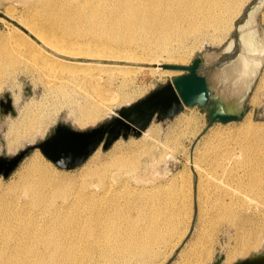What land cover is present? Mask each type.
I'll list each match as a JSON object with an SVG mask.
<instances>
[{"label":"bare ground","instance_id":"6f19581e","mask_svg":"<svg viewBox=\"0 0 264 264\" xmlns=\"http://www.w3.org/2000/svg\"><path fill=\"white\" fill-rule=\"evenodd\" d=\"M21 1L24 2L25 14L15 16L11 9V12L8 10L10 6L3 12L25 33L18 26H12L11 39L0 40V88L12 71H31L37 81L59 100L65 104L75 103V109L71 104L68 106V113H74L79 124L97 120L110 113L116 101L132 97L126 91H112L109 82L115 74L128 76L138 67L112 62L146 60L156 66L151 68V73L162 75L167 70L158 71L162 63L154 61L151 52H167L174 42L184 46L188 36L196 38L208 30L212 39L223 36L242 2ZM262 1L255 0L243 15H239L242 18L237 17L241 18L237 24V36L247 43L240 44L243 54L236 55L226 68L212 73L215 80L223 81L229 87L226 90L228 95L240 97L244 85L254 78L264 61V52L256 63L250 61L257 44L251 37L249 24ZM164 59L165 63L186 60L173 55ZM169 72L178 73L176 70ZM263 86L264 69L256 87L257 94ZM75 94L81 96L80 101L75 102ZM19 98V93L13 95V103L17 104ZM41 105L40 102L36 106L25 104L16 119L8 122L4 131L8 151L14 150L24 139L31 140L46 121L47 114ZM181 119L187 127L195 121L190 116L181 117L178 121ZM148 125L145 128L147 133L157 135V126ZM250 126L254 125L250 123ZM177 140L171 137V141ZM153 148L145 139H140L119 145L110 157L98 160L92 157L98 151L97 147L90 157L92 163L86 166L83 176L77 180L50 169L48 161L43 163L38 148L30 151V166L23 170L16 184L0 192V264H113L115 261L127 264L126 253L136 255L139 264L152 261L161 245L169 243L175 233L179 239L186 230H178L181 216L179 212L165 210L159 199L137 203V206L126 199L121 203L119 199L126 193L124 186L128 178L116 176L119 172H130L140 167L138 152L152 154ZM191 166L196 177L193 185L196 200L201 171L196 164ZM105 173L110 176L104 178ZM216 208L213 225H218V220L222 219L234 227L232 238L235 244L225 245L223 264L258 247L261 241L259 232L264 230V202L254 215L237 216L228 205L216 204ZM130 209L135 210V216L127 213ZM193 216L195 220L196 212ZM139 224L142 225L137 226ZM200 226L193 236L194 247L191 240L190 247L182 249L192 232L191 227L178 247L177 242L174 243V251L177 249L176 254L179 252L181 255V264H201L205 257H209L212 246L204 245L200 254L195 249L200 243L197 240L204 236V226Z\"/></svg>","mask_w":264,"mask_h":264},{"label":"rangeland","instance_id":"374dc122","mask_svg":"<svg viewBox=\"0 0 264 264\" xmlns=\"http://www.w3.org/2000/svg\"><path fill=\"white\" fill-rule=\"evenodd\" d=\"M249 2L250 0H242L237 15L231 19L230 26L223 36L212 39L209 34L210 31L208 30L196 38L188 36L184 41V46L177 45L174 42L169 51L162 52L161 50H154L150 55H153L155 58L154 61L157 60V62L161 63H165L166 59L164 58L167 55L181 56L186 60H183V62L179 60L174 63L189 64L196 52H202L206 48L219 51L220 48L230 41V32L234 29V22L237 17H240L239 15L243 13L244 7ZM263 3L256 12L254 22L257 31L256 37L260 42H264ZM24 7V2L21 0H0V40H10V36L13 34L12 26L17 27L19 25L3 12L9 8L8 10L10 11L11 9L12 14L19 16V14L26 13ZM112 63L138 67L127 74L128 76L123 77L120 74H115L109 82L112 91H126L132 97L127 100L116 101L110 113L104 114L97 120L85 124H79L75 119L74 113H68L70 108L68 106L71 104L74 107L73 109H75V103L65 104L62 100H59V97H55L46 86L37 81L35 73L20 70L12 71L0 88V99L3 98L4 92L10 94L12 100L13 95L17 93H19L20 98L17 104L13 103L16 109L15 116H11L9 112L0 114V154L10 155L25 147L27 144L38 142L46 137L52 131V127L60 121L67 122L77 129H86L95 126L108 119L110 114L113 113L114 108L143 97L149 91L170 81L174 75L180 73L178 71V73L171 74L169 72L170 69L161 67L158 71L167 70L164 74L151 73V68L156 66L153 63L146 62V60L145 62L122 61ZM263 69L264 61L254 78L252 88L245 100V104L249 106V110L246 113L248 116H243L241 120L228 123H212L199 135L205 128L208 119L206 117V110L194 105L183 107L173 117L162 121L153 120L149 125L157 126V135L153 136L151 133L150 135L145 130L139 136L130 135L125 139L118 137L107 149L103 150L98 147V151L94 155L93 153L96 150L80 165L71 169L57 167L46 159L39 150L38 152L43 157L44 164H46V161L49 162L50 169L58 173L67 174L73 180H77L83 176L82 173L86 166L92 163L90 160L91 155L94 158H98V160H103L110 157L117 146L127 145L133 141L135 143L140 139H145L153 145L154 151L152 154L139 151L138 160L141 166L135 167L130 172L125 171L119 172V175L117 174V178H128L126 182L127 186H124L126 193L119 200L121 203H124L126 199L128 203L135 202L136 205L137 203L141 204L153 199H159L165 210L170 209V211L179 212L178 215L181 216L182 223L178 230L182 232V230L184 231L186 229L179 239H177L178 235L175 233L169 243L161 245L158 249V254L148 264H164L173 254L176 244L177 247L181 244L189 232L190 227L192 228V232L188 239L185 240L182 249H188L191 240L193 246V236L197 230H200V225L204 226L202 228L204 236L197 240L200 243L196 245L195 249L197 251L199 250L198 253L200 254L203 252L201 249L204 245L212 246L209 257H205L201 264H211L216 257H221V261H223L225 254L224 248L235 244L232 238L234 227L229 226L222 219L218 220V225L217 223L213 225L214 220L212 218L217 213L216 204L228 205L229 209L237 216H246L254 215L264 202V86L260 88L258 94L256 93V87ZM74 96L75 102L81 100L80 95L75 94ZM251 99H255V101L253 102ZM37 102L42 103L41 108L47 114L46 121L42 123L31 140L24 139L14 150L8 151L4 140V131L8 122L16 119L19 111L25 104L28 103L36 106ZM188 116L195 118V121L190 123L188 127L187 125L185 126L183 119L178 121L179 118ZM250 123L254 126L248 127ZM171 137L177 138L178 140L171 141ZM193 142L194 144L192 145ZM31 152L20 161L18 166L6 178L0 176V192L6 191L9 186L16 184L23 170L30 166ZM40 162L42 163L41 160ZM192 163L196 164L201 171V178L197 183L196 200L193 191L196 177L191 171ZM109 176L110 174L107 173L104 178H108ZM159 190L161 194L158 193ZM195 212L196 218L193 220ZM127 213L135 216V210L130 209ZM140 225L142 224L137 226ZM262 225H264V220H262ZM259 236L261 241L256 249H251L247 254L235 257L227 264H231L239 258L264 249V230L259 232ZM178 253L169 264L182 263L181 255ZM125 257L129 259L127 264H139L136 262V255L126 253ZM113 264L124 263L115 261Z\"/></svg>","mask_w":264,"mask_h":264},{"label":"water","instance_id":"95a60500","mask_svg":"<svg viewBox=\"0 0 264 264\" xmlns=\"http://www.w3.org/2000/svg\"><path fill=\"white\" fill-rule=\"evenodd\" d=\"M254 1L250 0L243 13ZM241 18L234 22V29L230 34L231 43L228 42L219 51L206 48L202 52H196L189 64H160L161 68L180 73L143 97L114 108L108 119L86 129H77L67 122L60 121L38 142L27 144L10 155L0 154V176L6 178L34 148H38L40 153L57 167L74 168L86 160L97 147L105 150L118 137L125 139L130 135L139 136L152 119L162 121L173 117L183 107L197 105L206 110L208 122L199 135L212 123L241 120L249 110L245 100L258 72L244 85L240 97L226 94L229 87L223 81L215 80L212 75L215 70L226 68L240 50L237 24ZM18 27L23 30L19 25ZM3 112H9L11 116L16 115L12 96L7 92H4L3 98L0 99V114ZM177 251L176 249L164 264H169ZM211 264H223L221 257H216ZM231 264H264V249L239 258Z\"/></svg>","mask_w":264,"mask_h":264},{"label":"flooded vegetation","instance_id":"af4514ba","mask_svg":"<svg viewBox=\"0 0 264 264\" xmlns=\"http://www.w3.org/2000/svg\"><path fill=\"white\" fill-rule=\"evenodd\" d=\"M254 22H255V16L250 19V24H249V26L251 27V31H252L251 37L254 38V41L257 44V50H253V57H250V61L252 63H256L257 59H261V55L264 52V42H260V40L257 39V37H256V32H257L256 31V25L254 24ZM239 40H240L241 45L246 43V40L243 38H239ZM246 45H247V43H246ZM241 54H243V53L239 50L237 55L240 56Z\"/></svg>","mask_w":264,"mask_h":264}]
</instances>
